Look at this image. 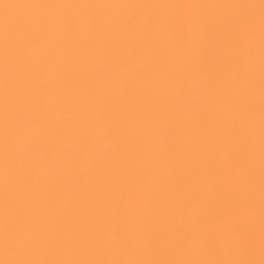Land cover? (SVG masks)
<instances>
[{
	"label": "bare ground",
	"instance_id": "6f19581e",
	"mask_svg": "<svg viewBox=\"0 0 264 264\" xmlns=\"http://www.w3.org/2000/svg\"><path fill=\"white\" fill-rule=\"evenodd\" d=\"M0 264H264V0H0Z\"/></svg>",
	"mask_w": 264,
	"mask_h": 264
},
{
	"label": "clouds",
	"instance_id": "9594fccd",
	"mask_svg": "<svg viewBox=\"0 0 264 264\" xmlns=\"http://www.w3.org/2000/svg\"><path fill=\"white\" fill-rule=\"evenodd\" d=\"M4 249L5 251H17L19 249V245H12L10 244L8 241H5V245H4Z\"/></svg>",
	"mask_w": 264,
	"mask_h": 264
}]
</instances>
